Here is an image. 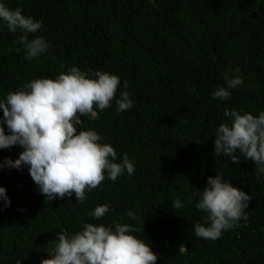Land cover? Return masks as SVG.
I'll return each instance as SVG.
<instances>
[{
  "label": "trees",
  "instance_id": "1",
  "mask_svg": "<svg viewBox=\"0 0 264 264\" xmlns=\"http://www.w3.org/2000/svg\"><path fill=\"white\" fill-rule=\"evenodd\" d=\"M0 2L42 22L29 38L42 36L49 45L42 56L26 60L15 43L21 33L0 21V100L33 79H55L70 67L117 75L121 83L111 106L94 107L95 118L79 117L77 129L95 130L100 143L116 150V162L126 153L135 168L116 181L105 173L99 187L86 190L83 203L74 193L46 200L27 166L0 168V187L11 202L4 207L0 200V264H40L50 258L57 233H75L86 223L114 228L113 221L141 229L134 234L149 242L156 264H264V174L239 151V165L214 155L226 108L254 116L264 112V0ZM225 73L243 79L227 101L212 97L218 86L226 87ZM124 81L134 106L117 112ZM21 150L0 149V163L17 159ZM216 174L252 199L247 221L206 240L194 234L206 213L195 207L199 196L193 193ZM177 199L184 207L174 210ZM104 204L109 212L103 218L88 215Z\"/></svg>",
  "mask_w": 264,
  "mask_h": 264
},
{
  "label": "clouds",
  "instance_id": "2",
  "mask_svg": "<svg viewBox=\"0 0 264 264\" xmlns=\"http://www.w3.org/2000/svg\"><path fill=\"white\" fill-rule=\"evenodd\" d=\"M0 21L10 32L21 33L15 43L25 50L26 60L31 61L47 52L49 45L44 37L29 38L43 27L42 22L25 16L22 8L13 10L0 2ZM224 80L226 87L218 86L212 97L227 101L231 99L230 90L241 86L243 79L239 76L229 78L225 73ZM120 83L115 74L102 71L90 74L70 67L66 74L61 72L55 79H33L18 91L9 92L0 100L3 111L0 149L19 146L22 150L15 160L5 158L0 168L19 170L27 166L30 177L46 200L63 199L74 193L79 203L87 199L86 190L102 184L105 173L111 181H116L125 170L129 176L133 175L134 164L126 153L121 162H116V150L100 143L102 137L95 130L77 129L81 124L79 117L95 118L94 107L104 111L111 106ZM127 88L128 82L124 81V90L115 100L117 112L134 106ZM223 115L227 120L216 129L214 155L230 157L231 163L239 165L241 161L235 155L239 151L245 160L254 162L258 174H264V112L254 116L226 108ZM197 196L195 207L206 215L203 223L194 225L196 237L217 240L223 231L248 219L245 209L252 196L218 174L208 177L207 186L193 193L194 198ZM0 200L5 201L4 207L10 206L3 187H0ZM171 207L177 210L184 205L177 199ZM108 212L109 205L104 204L96 206L88 215L99 220ZM127 216L136 219L132 211ZM113 224L114 228L86 223L75 233H57L54 247L48 253L50 258L41 260L40 264H156L158 257L149 242L134 234L141 229L127 223L113 221ZM179 251H185L183 245Z\"/></svg>",
  "mask_w": 264,
  "mask_h": 264
}]
</instances>
